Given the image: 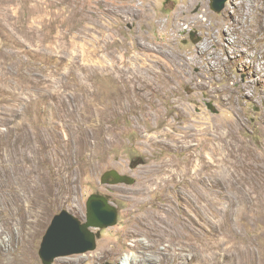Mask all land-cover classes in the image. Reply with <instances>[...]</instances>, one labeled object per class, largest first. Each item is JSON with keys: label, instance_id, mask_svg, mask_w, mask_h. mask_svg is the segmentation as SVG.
<instances>
[{"label": "rangeland", "instance_id": "1", "mask_svg": "<svg viewBox=\"0 0 264 264\" xmlns=\"http://www.w3.org/2000/svg\"><path fill=\"white\" fill-rule=\"evenodd\" d=\"M212 1L0 0V264L92 193L117 223L52 264H264V78Z\"/></svg>", "mask_w": 264, "mask_h": 264}, {"label": "water", "instance_id": "2", "mask_svg": "<svg viewBox=\"0 0 264 264\" xmlns=\"http://www.w3.org/2000/svg\"><path fill=\"white\" fill-rule=\"evenodd\" d=\"M227 0H213L212 8L224 9ZM193 35V34H192ZM194 37V35H193ZM195 40V38H193ZM214 108L213 106H211ZM136 179L109 169L102 174V182L133 184ZM118 221V209L108 196L92 193L87 200V219L82 221L67 209L56 214L43 237L39 250L44 264H52L57 257L94 250L97 246L96 233L92 227H108ZM103 264H111L106 262Z\"/></svg>", "mask_w": 264, "mask_h": 264}, {"label": "bare ground", "instance_id": "3", "mask_svg": "<svg viewBox=\"0 0 264 264\" xmlns=\"http://www.w3.org/2000/svg\"><path fill=\"white\" fill-rule=\"evenodd\" d=\"M240 3L242 7L237 13L238 14L237 20L240 23V27L242 29L241 31L244 30V36L241 35L240 33L241 37L243 38L242 41L243 42L245 41L248 44L253 43L252 45H254V48H255V51H252V53H249V54H248L249 52L248 49L241 50L243 55L244 54L249 55L248 57L249 60H246V62L242 61V64L247 67L253 66L254 74L257 75V80H259V75L263 76V77L260 76L261 79L264 78V62L262 61L264 60V56L259 55L258 52L259 50H261L262 53L264 52V43L260 42V44L257 46V42H254L255 41L254 38L260 33H262V31H264V0H241ZM222 31L225 32V34L230 36V34L227 33L228 28H225V30H222ZM229 39H231L234 42V39L232 38H229ZM250 40L252 41L254 40V41L250 42ZM261 41H262V38H261ZM210 67L214 68L213 64H210ZM148 86H150L149 81L146 82V87L148 88ZM126 258L129 261V264H133V256H129Z\"/></svg>", "mask_w": 264, "mask_h": 264}, {"label": "flooded vegetation", "instance_id": "4", "mask_svg": "<svg viewBox=\"0 0 264 264\" xmlns=\"http://www.w3.org/2000/svg\"><path fill=\"white\" fill-rule=\"evenodd\" d=\"M97 2L98 5H105L106 8V4L109 6L110 5V0H95ZM194 35V32L191 31V35Z\"/></svg>", "mask_w": 264, "mask_h": 264}]
</instances>
